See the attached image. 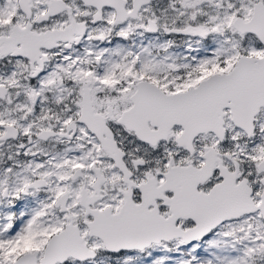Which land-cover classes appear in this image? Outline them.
<instances>
[{
  "label": "snow or ice",
  "instance_id": "6c2138e0",
  "mask_svg": "<svg viewBox=\"0 0 264 264\" xmlns=\"http://www.w3.org/2000/svg\"><path fill=\"white\" fill-rule=\"evenodd\" d=\"M0 264H264V0H0Z\"/></svg>",
  "mask_w": 264,
  "mask_h": 264
}]
</instances>
